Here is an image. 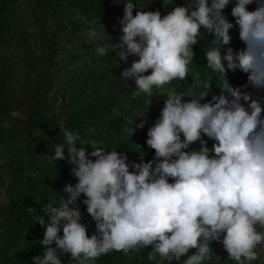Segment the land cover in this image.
<instances>
[{"label": "clouds", "instance_id": "clouds-1", "mask_svg": "<svg viewBox=\"0 0 264 264\" xmlns=\"http://www.w3.org/2000/svg\"><path fill=\"white\" fill-rule=\"evenodd\" d=\"M170 2L162 3L170 8L162 15L127 0L118 42L97 47L96 54L107 55L111 47L119 62L135 57L119 76L134 82V99L153 97L154 87L188 80L203 29L213 37L205 57L220 94L206 99L211 86L206 78H199L201 90L190 92L189 99L167 94L158 118L147 127L145 144L154 152L147 160L142 155L130 161L127 152L106 150L95 140L77 147L79 133L63 130V142L54 145L48 159L74 165L76 182L64 186L68 198L62 197L59 206L49 200L44 215L33 217L44 228L43 253L33 257V264H63L64 255L74 264H95L113 252L127 258L141 249L148 250L150 264H206L213 259L214 243L235 264L259 259L257 249L264 246V102L233 86L228 74L240 71L248 85L264 87V0H190L169 7ZM229 5L233 22L224 15ZM234 28L244 45L238 50L229 47ZM144 118L138 124L130 121L123 131L132 137L145 127ZM78 204L94 223L91 234Z\"/></svg>", "mask_w": 264, "mask_h": 264}, {"label": "trees", "instance_id": "trees-1", "mask_svg": "<svg viewBox=\"0 0 264 264\" xmlns=\"http://www.w3.org/2000/svg\"><path fill=\"white\" fill-rule=\"evenodd\" d=\"M126 2L0 0V196L7 197L5 203L0 202V264H33V257L43 253L40 241L44 228L33 217L44 215L43 206L49 200L59 206L62 197L68 198L63 192L64 186L76 182L71 173L74 165L66 160L55 163L48 159V155L54 154V145L63 142V130L79 133L77 147L95 140L106 150L127 152L130 161L138 162L142 155L147 160L154 155L145 144L150 124L138 129L132 137L123 131L134 122L138 124L140 114L146 115L147 103L152 98L141 94L134 99V82L119 76L135 57H129L124 64L111 47L107 55L98 56L95 50L100 46L94 41L92 45L85 42L79 46L93 29L111 25L119 30ZM134 2L141 10L159 9L162 15L170 10L163 6L164 0ZM189 2L171 0L169 7L172 3ZM254 8L255 5L249 6L250 10ZM224 15L233 22L231 5ZM201 31L203 38L194 46L195 60L188 66V80L177 79L163 89L153 88L154 93L167 92L161 98V108L167 94L183 93L189 99L190 92L199 93V78L211 81L206 99H211V94H220L219 81L207 68L205 57L213 37L206 30ZM108 32H113L112 28L108 27ZM230 36L229 47L233 50L244 47L238 29L230 30ZM225 51L226 48L221 49L222 56ZM16 78L19 85L12 83ZM228 79L233 86L242 87L253 98L264 102V87L248 85L246 74L229 72ZM245 85H248L246 89ZM56 86L59 93L51 104L60 100L59 113L49 107V95ZM15 108L23 110L24 115H16ZM160 109L155 115L159 116ZM88 151H92L90 146ZM78 206L83 222H90L85 207ZM29 208L35 212L30 213ZM212 246L213 259L206 264H235L220 244ZM147 251L141 249L127 258L113 252L101 256L95 264H150ZM61 259L63 264H74L67 255Z\"/></svg>", "mask_w": 264, "mask_h": 264}, {"label": "rangeland", "instance_id": "rangeland-1", "mask_svg": "<svg viewBox=\"0 0 264 264\" xmlns=\"http://www.w3.org/2000/svg\"><path fill=\"white\" fill-rule=\"evenodd\" d=\"M108 27L112 28L113 32H108ZM92 32H95L96 35L95 36L89 35L87 37V39L81 45H79L80 47H82L85 42H87L89 45H92V41H94L99 46H103V45H106V44L110 45L111 42H113V43L118 42L119 37L121 35L120 29L116 30L115 26H111V25H109V26H104L103 25L99 29H93ZM108 37H111V41L109 40ZM82 49L84 50L85 48H82ZM14 52H15V54H19V52H17L16 50H14ZM17 69H20V68H17ZM17 69L15 71L16 76L18 74V70ZM15 74L13 73L14 76H15ZM13 81L14 82H12V83H17L19 85V81H18L17 78L13 79ZM58 89H59V87L56 86L53 89V91L50 93V95H49V107H50V109L53 108L56 113H59V111H60V108H59L60 100H58L56 104H51V103H52L55 95H58V93H59ZM166 93L167 92H165V91H160V92L156 93L151 98V100H150L151 104H150V101L147 103L146 115L140 114L139 117H138V123H140L139 119H142V118L145 117L144 119H145V126H146L147 124H151L152 122L155 121V119L158 118V116L155 115V112H157V110L161 108V104H160L161 98ZM17 95H19V94H17ZM14 110H15L14 113L16 115H18L20 117L24 115L23 114V110H20L19 108H15ZM196 147H198V146H196ZM6 201H7L6 195L0 196V202L5 203ZM87 224H89V233L91 234L92 231H94V223L92 221H90ZM257 252L259 254V259L256 260V261L251 262V264H264V246L259 247L257 249Z\"/></svg>", "mask_w": 264, "mask_h": 264}]
</instances>
